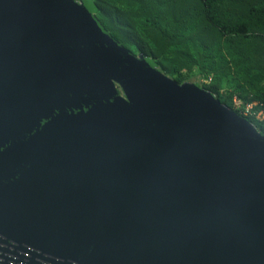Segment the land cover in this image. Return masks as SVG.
<instances>
[{"label":"water","instance_id":"1","mask_svg":"<svg viewBox=\"0 0 264 264\" xmlns=\"http://www.w3.org/2000/svg\"><path fill=\"white\" fill-rule=\"evenodd\" d=\"M0 76L19 100L29 93L33 122H64L65 146L95 157L98 185L128 187L131 203L142 188L158 211L156 228L117 240L110 264H264V136L122 46L86 0H0ZM13 92L2 86V101ZM8 189L0 183L10 234ZM22 230L38 245L61 244Z\"/></svg>","mask_w":264,"mask_h":264},{"label":"flooded vegetation","instance_id":"2","mask_svg":"<svg viewBox=\"0 0 264 264\" xmlns=\"http://www.w3.org/2000/svg\"><path fill=\"white\" fill-rule=\"evenodd\" d=\"M4 85L15 91L10 103L2 101ZM113 88L124 97L116 82ZM16 90L15 84L0 83V183L11 187L7 200L13 212L5 217H10V227L15 224L10 234L0 228V264H110L113 248L124 245L117 240L156 228L158 211L143 204L142 188L131 203L128 187L117 194L108 184L98 185L95 157L81 159L80 149L67 148L70 132L54 116L46 124L33 122L29 93L19 100ZM48 206L57 207L59 214H48ZM22 228L52 233L61 243L58 250L29 240ZM68 249L73 251L65 253Z\"/></svg>","mask_w":264,"mask_h":264},{"label":"trees","instance_id":"3","mask_svg":"<svg viewBox=\"0 0 264 264\" xmlns=\"http://www.w3.org/2000/svg\"><path fill=\"white\" fill-rule=\"evenodd\" d=\"M86 1L122 46L177 83L196 78L264 136V0Z\"/></svg>","mask_w":264,"mask_h":264},{"label":"rangeland","instance_id":"4","mask_svg":"<svg viewBox=\"0 0 264 264\" xmlns=\"http://www.w3.org/2000/svg\"><path fill=\"white\" fill-rule=\"evenodd\" d=\"M186 82L191 83V84H193L195 86L201 87L199 82H198V80L196 78H191L190 80H188ZM234 102L238 103V100L236 99Z\"/></svg>","mask_w":264,"mask_h":264},{"label":"built area","instance_id":"5","mask_svg":"<svg viewBox=\"0 0 264 264\" xmlns=\"http://www.w3.org/2000/svg\"><path fill=\"white\" fill-rule=\"evenodd\" d=\"M251 106V104H246L245 108L248 109Z\"/></svg>","mask_w":264,"mask_h":264}]
</instances>
